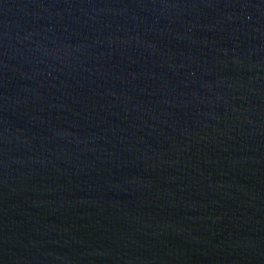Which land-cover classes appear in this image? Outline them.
Returning <instances> with one entry per match:
<instances>
[{
  "label": "water",
  "instance_id": "obj_1",
  "mask_svg": "<svg viewBox=\"0 0 264 264\" xmlns=\"http://www.w3.org/2000/svg\"><path fill=\"white\" fill-rule=\"evenodd\" d=\"M0 264H264V0H0Z\"/></svg>",
  "mask_w": 264,
  "mask_h": 264
}]
</instances>
